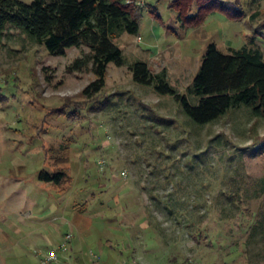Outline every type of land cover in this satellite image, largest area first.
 <instances>
[{"label": "rangeland", "instance_id": "obj_1", "mask_svg": "<svg viewBox=\"0 0 264 264\" xmlns=\"http://www.w3.org/2000/svg\"><path fill=\"white\" fill-rule=\"evenodd\" d=\"M130 1L142 6L139 32L115 39L124 65H108L91 99V70L68 69L87 48L54 55L20 29L0 32V264H40L51 250L53 264H264L253 232L264 224V118L241 105L198 124L129 70L145 62L197 105L209 44L264 50V0H239L240 20L213 12L198 26L169 0ZM58 168L72 177L64 192L38 178ZM76 202L77 218L66 209Z\"/></svg>", "mask_w": 264, "mask_h": 264}, {"label": "trees", "instance_id": "obj_2", "mask_svg": "<svg viewBox=\"0 0 264 264\" xmlns=\"http://www.w3.org/2000/svg\"><path fill=\"white\" fill-rule=\"evenodd\" d=\"M238 6L239 0H169V8L178 13L179 22L188 26L200 25L213 12L240 20L244 15ZM141 11L142 6L129 0H33L29 4L0 0V32L7 26L20 29L54 55H64L72 47L87 48L88 52L77 57L68 69L91 70L95 79L82 91L83 97L91 99L105 87L108 65H124L123 52L115 39L123 33L139 32ZM263 30L264 23L259 33ZM129 70L135 82L174 96L198 124L214 121L241 105L264 118V50L254 43L230 48L228 53L213 43L207 46L193 79L192 92L199 97L195 106L169 85L164 72L153 74L143 61L135 62ZM68 147H62V151H68ZM69 173L67 168L52 173L42 170L38 178L64 192L72 181ZM253 228L254 234L259 232L264 239L263 221L254 223Z\"/></svg>", "mask_w": 264, "mask_h": 264}, {"label": "crops", "instance_id": "obj_3", "mask_svg": "<svg viewBox=\"0 0 264 264\" xmlns=\"http://www.w3.org/2000/svg\"><path fill=\"white\" fill-rule=\"evenodd\" d=\"M80 206H82V207H80ZM67 211H71V213L77 218L78 217V215H82V214H84L85 213V204H79V203H75V204H68V206H67ZM75 221L76 220H74V222H68V225H69V227H70V231H72V232H74L75 230H79V227H80V223L79 222H77V223H75ZM79 221H80V219H79ZM67 223V222H66ZM54 229L55 230H57L58 229V226L57 225H55L54 226ZM73 235H74V233H73ZM74 238H75V235H74ZM62 257V256H61Z\"/></svg>", "mask_w": 264, "mask_h": 264}, {"label": "built area", "instance_id": "obj_4", "mask_svg": "<svg viewBox=\"0 0 264 264\" xmlns=\"http://www.w3.org/2000/svg\"><path fill=\"white\" fill-rule=\"evenodd\" d=\"M72 234L67 233L64 237V243L59 246V250L66 252L67 244L72 240ZM58 254L56 250H51L48 255L45 256L43 260H41L40 264H53V262L58 261Z\"/></svg>", "mask_w": 264, "mask_h": 264}]
</instances>
